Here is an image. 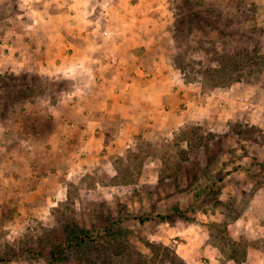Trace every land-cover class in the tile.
Instances as JSON below:
<instances>
[{"label": "rangeland", "instance_id": "rangeland-1", "mask_svg": "<svg viewBox=\"0 0 264 264\" xmlns=\"http://www.w3.org/2000/svg\"><path fill=\"white\" fill-rule=\"evenodd\" d=\"M141 71L167 76L163 112L185 122L120 142L115 103ZM147 243L264 264V0H0V264H87L109 244L128 264Z\"/></svg>", "mask_w": 264, "mask_h": 264}, {"label": "crops", "instance_id": "crops-1", "mask_svg": "<svg viewBox=\"0 0 264 264\" xmlns=\"http://www.w3.org/2000/svg\"><path fill=\"white\" fill-rule=\"evenodd\" d=\"M137 43L138 45H135V49L136 47L145 48L147 44V42L143 40ZM143 50V53H141V49L136 51V53L138 52L140 54V59H143V57L146 58L147 56V50ZM132 56H134V53ZM132 56L129 49L128 55L124 57L132 60ZM142 76L143 71H141L140 77L138 76L133 79V82L130 80L132 82V89L130 92H126L125 90L123 92L124 97L118 99L117 103H115L118 104L120 110L126 111L125 114L129 115V117L122 115L123 118L116 121L122 126V131L118 133L124 136L121 141L118 138L120 142L128 141L127 138L131 136L130 132L140 131L145 123H149L150 125L148 119L153 120L154 123L151 127L156 126L157 131H159L161 135H165L164 133H166L165 131H167V129L171 130L181 127L185 122V117L175 111L174 113L170 112L166 114L163 112L164 108H173L177 104L178 99H180L178 94L175 93V88L167 81V76L161 75L156 81H151L153 83L149 84H147V80L145 81ZM194 105L195 103L191 104L192 109ZM141 131L144 132V130Z\"/></svg>", "mask_w": 264, "mask_h": 264}, {"label": "trees", "instance_id": "trees-1", "mask_svg": "<svg viewBox=\"0 0 264 264\" xmlns=\"http://www.w3.org/2000/svg\"><path fill=\"white\" fill-rule=\"evenodd\" d=\"M222 72V70H221ZM198 196V195H197ZM199 197V196H198ZM180 217L186 218V215H182L180 213ZM160 219L163 221L166 220L169 216H159ZM83 231V230H82ZM121 231H118V233L114 234L112 237L117 238L119 235H121ZM85 232V231H83ZM93 239L91 236H89V233L84 234V236H79L76 237L75 240L74 238L68 242V247L73 246V244H78L83 245V246H88L90 244V241ZM151 251L153 252V256L150 257L149 259H141L140 257H136V260L134 258V254L131 256L130 254L127 255L126 260L124 262L130 263V264H185V262L171 249L162 246L163 249L160 247H157L156 245H152L150 243L146 244ZM118 246L115 244H109L107 247L101 252L100 255H94V254H89L91 256H88L87 258V264H107L109 262V259L111 260L112 257L118 256ZM116 256V257H117ZM170 258L171 261H167V259Z\"/></svg>", "mask_w": 264, "mask_h": 264}]
</instances>
